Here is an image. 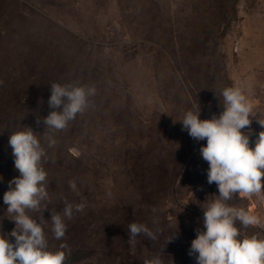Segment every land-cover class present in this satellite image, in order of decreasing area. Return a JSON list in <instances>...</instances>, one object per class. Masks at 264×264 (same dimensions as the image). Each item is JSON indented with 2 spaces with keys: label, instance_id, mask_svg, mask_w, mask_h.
Returning <instances> with one entry per match:
<instances>
[{
  "label": "rangeland",
  "instance_id": "rangeland-1",
  "mask_svg": "<svg viewBox=\"0 0 264 264\" xmlns=\"http://www.w3.org/2000/svg\"><path fill=\"white\" fill-rule=\"evenodd\" d=\"M52 83L94 86L96 94L48 147L42 121L53 110ZM232 86L264 120V0H0V230L15 227L3 201L19 176L9 136L28 126L46 149L49 193L48 209L29 214L49 250L68 246L66 264H144L155 255L196 264L191 242L219 192L199 154L206 140L179 121L199 107L202 120L219 116L215 91ZM255 118L250 147L264 130ZM65 201L84 208L65 218L56 240L51 210L62 213ZM228 203L260 220L238 223L243 235L264 237V194ZM133 222L157 238L140 234L130 246Z\"/></svg>",
  "mask_w": 264,
  "mask_h": 264
},
{
  "label": "clouds",
  "instance_id": "clouds-1",
  "mask_svg": "<svg viewBox=\"0 0 264 264\" xmlns=\"http://www.w3.org/2000/svg\"><path fill=\"white\" fill-rule=\"evenodd\" d=\"M50 90L48 106L53 110L42 122L44 131H49L48 147H53L56 140L52 133L66 129L71 121L83 114L96 89L94 86L52 83ZM215 95L223 107L219 116L213 114L202 120L199 107V111L188 110L179 121L182 131H187L191 138L206 140V144L199 148V154L209 165L208 184L215 183L219 192L217 198L203 208L204 227L203 230L196 229L188 254L195 258L196 264H264V237L243 235L237 226L238 223L243 228L258 225L259 218L228 203L238 195L264 194V130L259 132L255 146L250 147V117H255L253 105L243 89L224 87L219 96L216 91ZM257 121L264 128V120ZM40 123L37 118L36 124ZM246 128L247 132L242 131ZM8 144L19 176L8 182L3 196L6 212L15 227L10 233L0 230V264H66L70 255L68 246L61 244L58 250H49L43 225L29 214H43L48 209V174L43 167L46 149L37 132L28 126L12 132ZM69 186L76 190L75 181H70ZM83 208V204L74 206L65 201L62 213L51 210V230L56 240L65 237V218L71 219L74 209L82 211ZM127 232L130 246L135 245L140 234L152 241L157 238L144 223H130ZM10 237H14V242ZM144 264H164V259L155 255Z\"/></svg>",
  "mask_w": 264,
  "mask_h": 264
}]
</instances>
